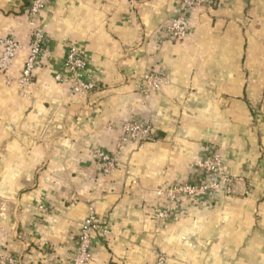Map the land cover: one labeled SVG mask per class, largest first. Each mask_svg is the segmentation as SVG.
I'll return each instance as SVG.
<instances>
[{"label":"crops","instance_id":"crops-1","mask_svg":"<svg viewBox=\"0 0 264 264\" xmlns=\"http://www.w3.org/2000/svg\"><path fill=\"white\" fill-rule=\"evenodd\" d=\"M26 2L0 0V38L19 44L0 75V257L65 264L93 211L109 232L93 233L89 264H264V0L195 6L179 40L164 29L179 0H47L32 20ZM36 29L44 43L22 86ZM69 47L97 86L88 94L69 89ZM153 69L159 89L140 92ZM125 119L151 138L122 140ZM97 151L115 156L110 174ZM212 153L229 187L217 177L160 217L165 190L199 179Z\"/></svg>","mask_w":264,"mask_h":264},{"label":"built area","instance_id":"built-area-1","mask_svg":"<svg viewBox=\"0 0 264 264\" xmlns=\"http://www.w3.org/2000/svg\"><path fill=\"white\" fill-rule=\"evenodd\" d=\"M26 1V15L29 16L31 20L46 6L47 3V0ZM147 1L149 0H133L134 3L138 4ZM179 1L181 12L170 19L164 28L166 34L174 40L184 38L188 32L189 18L187 12L195 6L208 5L212 2V0ZM31 37L29 54L23 64L21 76L19 78V83L22 86H25L30 82L37 58L44 43V36L39 29L33 30ZM0 45L2 46L0 54V75H2L10 67L12 59L19 48V44L15 39L7 37L0 38ZM63 67L65 72L68 73L67 81L69 83V89L73 94H88L97 87L95 83L86 79L84 75L86 61L83 58L82 52L77 50V48L69 47L66 50ZM56 79L62 80L63 78L59 74L56 76ZM162 81V74H160L158 70H149L144 74L142 88L139 90L140 92H146L147 90L155 91L159 89ZM257 110L264 118V91ZM120 130L122 133V140L124 141L132 140L138 143H144L151 138V129L149 125L140 121L125 119L120 123ZM95 161L99 172L104 175L110 174L117 167L115 156L108 152L97 151L95 154ZM198 167L199 179L183 182L178 185H172L165 190L164 194L167 197L168 203L165 208L159 212L160 217H164L170 209V204L179 200L181 196H200L208 190L219 187V183L216 181L217 177L223 182L224 188L227 189L229 187L232 178L226 172L222 160L217 153L204 156L199 162ZM95 231H98L103 235L109 232L105 226H101L96 221L93 211H89L80 223L76 239V252L65 264H89L93 243L92 236ZM12 262V259L8 256L0 257V264H12ZM157 264H162V261L160 260Z\"/></svg>","mask_w":264,"mask_h":264},{"label":"trees","instance_id":"trees-1","mask_svg":"<svg viewBox=\"0 0 264 264\" xmlns=\"http://www.w3.org/2000/svg\"><path fill=\"white\" fill-rule=\"evenodd\" d=\"M26 7V6H25Z\"/></svg>","mask_w":264,"mask_h":264}]
</instances>
